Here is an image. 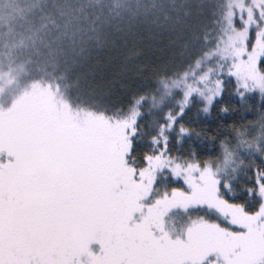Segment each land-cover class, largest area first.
<instances>
[{
    "label": "snow or ice",
    "instance_id": "obj_1",
    "mask_svg": "<svg viewBox=\"0 0 264 264\" xmlns=\"http://www.w3.org/2000/svg\"><path fill=\"white\" fill-rule=\"evenodd\" d=\"M216 7L151 94L0 106V264H264V0Z\"/></svg>",
    "mask_w": 264,
    "mask_h": 264
},
{
    "label": "trees",
    "instance_id": "obj_2",
    "mask_svg": "<svg viewBox=\"0 0 264 264\" xmlns=\"http://www.w3.org/2000/svg\"><path fill=\"white\" fill-rule=\"evenodd\" d=\"M217 2L0 0V106L34 85H59L65 98L98 109L151 94L198 55L196 25L219 15Z\"/></svg>",
    "mask_w": 264,
    "mask_h": 264
}]
</instances>
